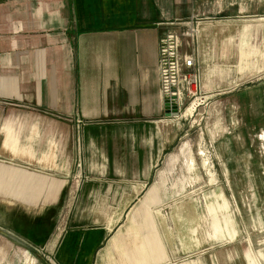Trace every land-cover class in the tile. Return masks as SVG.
Here are the masks:
<instances>
[{
    "label": "rangeland",
    "instance_id": "rangeland-1",
    "mask_svg": "<svg viewBox=\"0 0 264 264\" xmlns=\"http://www.w3.org/2000/svg\"><path fill=\"white\" fill-rule=\"evenodd\" d=\"M237 58L209 59L206 77L199 74L179 105L171 102L175 109L164 108L162 122L151 110L100 113L90 119L98 125L84 129V148L80 130L70 129L68 138L56 133V155L68 158L44 170L69 186L59 211L48 207L50 238L58 241L63 221L94 230L90 264H264V67L235 74L226 63ZM200 62L195 58L198 73ZM138 113L146 124L136 123ZM130 131L145 142H127ZM114 168L120 172L112 177ZM82 178L92 182L85 194L73 189ZM114 178L119 183L107 184ZM26 203L0 194V220L40 211ZM28 237L0 222V264L73 263L56 253V242Z\"/></svg>",
    "mask_w": 264,
    "mask_h": 264
},
{
    "label": "crops",
    "instance_id": "crops-1",
    "mask_svg": "<svg viewBox=\"0 0 264 264\" xmlns=\"http://www.w3.org/2000/svg\"><path fill=\"white\" fill-rule=\"evenodd\" d=\"M169 30L182 51L200 58L201 67L213 57L230 56L238 57L226 63L235 74L264 67V0H0V194L40 210L33 216L14 211L2 224L37 244L56 242L48 207L57 204L58 212L69 186L66 178L44 170L68 158L56 155V133L84 135L86 126L98 125L90 119L113 111L151 110L153 120L162 122L156 58L159 36ZM204 73L202 67L203 78ZM142 115L133 116L140 126L148 122ZM129 134L127 142L146 140ZM87 141L84 135L83 148ZM18 169L31 173L19 177ZM118 172L114 168L112 177ZM82 179L73 189L85 194L92 182ZM58 230L56 253L69 254L72 264H90L92 244L99 240L89 236L94 230L64 221Z\"/></svg>",
    "mask_w": 264,
    "mask_h": 264
},
{
    "label": "built area",
    "instance_id": "built-area-1",
    "mask_svg": "<svg viewBox=\"0 0 264 264\" xmlns=\"http://www.w3.org/2000/svg\"><path fill=\"white\" fill-rule=\"evenodd\" d=\"M158 45L156 67L163 99L179 105L178 102L185 91L195 90L191 85L196 84L199 78L195 58L192 53L181 50L177 35L172 30L160 34Z\"/></svg>",
    "mask_w": 264,
    "mask_h": 264
},
{
    "label": "water",
    "instance_id": "water-1",
    "mask_svg": "<svg viewBox=\"0 0 264 264\" xmlns=\"http://www.w3.org/2000/svg\"><path fill=\"white\" fill-rule=\"evenodd\" d=\"M163 103H164V108H172V110H173L176 107V105L174 103H171V105H170V103L168 102V99H166V98L163 100Z\"/></svg>",
    "mask_w": 264,
    "mask_h": 264
},
{
    "label": "bare ground",
    "instance_id": "bare-ground-1",
    "mask_svg": "<svg viewBox=\"0 0 264 264\" xmlns=\"http://www.w3.org/2000/svg\"><path fill=\"white\" fill-rule=\"evenodd\" d=\"M189 110V109H188Z\"/></svg>",
    "mask_w": 264,
    "mask_h": 264
}]
</instances>
